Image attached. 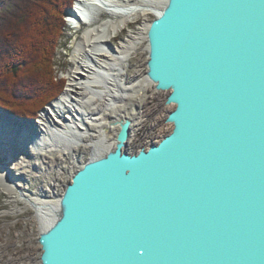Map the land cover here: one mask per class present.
Here are the masks:
<instances>
[{
  "label": "water",
  "instance_id": "95a60500",
  "mask_svg": "<svg viewBox=\"0 0 264 264\" xmlns=\"http://www.w3.org/2000/svg\"><path fill=\"white\" fill-rule=\"evenodd\" d=\"M148 40L172 131L75 174L41 264H264V0H170Z\"/></svg>",
  "mask_w": 264,
  "mask_h": 264
},
{
  "label": "bare ground",
  "instance_id": "6f19581e",
  "mask_svg": "<svg viewBox=\"0 0 264 264\" xmlns=\"http://www.w3.org/2000/svg\"><path fill=\"white\" fill-rule=\"evenodd\" d=\"M169 1L75 0L76 8L68 16L76 32L70 55L73 66L62 94L35 119H19L9 110H0V193L7 194L17 207L23 204L26 210L33 209L41 234L59 220L64 197L49 201L53 184L33 197L26 193L24 182L29 181V173L34 174L33 168L42 171L47 165L48 170L53 169L50 165L53 152L65 158L73 157L81 170L131 143L134 127L141 122L136 119L135 123L121 106L146 87L160 90L148 73L145 85H132L126 79L127 69L135 51L148 39L155 21L149 20L150 15L158 19ZM103 13L111 18L98 22V16ZM137 20L142 21L138 29L129 30L120 45H114L113 38ZM82 23L86 28L79 33ZM126 121L131 122L133 130L127 142L121 144L118 130ZM83 152L90 156L85 164L80 162Z\"/></svg>",
  "mask_w": 264,
  "mask_h": 264
},
{
  "label": "rangeland",
  "instance_id": "374dc122",
  "mask_svg": "<svg viewBox=\"0 0 264 264\" xmlns=\"http://www.w3.org/2000/svg\"><path fill=\"white\" fill-rule=\"evenodd\" d=\"M75 8L76 2L73 0L72 7L68 10L64 19L66 38L63 40V44L65 45L59 46L55 50L56 57L53 60V63L55 62V81L64 82L63 90L68 83V74L73 66L70 55L72 53L71 45L75 39L76 32L70 25L68 16ZM109 18H111L109 14L103 13L98 16L97 21L103 22ZM149 20L154 21L156 17L150 15ZM141 23V20L132 22L113 38L112 43L120 45L121 39L127 37L129 30L132 32L136 31ZM85 28V24L82 23L78 32L81 33ZM149 56L150 47L147 39L135 51L130 61V68L127 69L129 77H126V79L132 85L138 83L145 85L144 80L148 73ZM17 71L18 68L15 69V74ZM139 93L134 94L121 106V110L127 113L134 122L136 119L141 122V124L139 123V125L134 127L131 143L123 149L130 154H137L142 149H148L152 144H158L173 128L171 124L166 122L169 113L174 110V105L166 104V99L170 92L157 91L156 88L146 87L144 92ZM47 105L38 111L37 116ZM19 117L23 118L22 116ZM132 130L133 128L131 127V132ZM60 155L58 152L50 154L52 163L50 165L53 166L54 170H48L47 165L46 167L44 166L42 171L36 168H33V171L31 170L34 174L29 173V181L24 182L28 188V191H26L28 195L36 197V195H40L42 190L48 189V184H53L55 188L49 193V201L56 202L64 197L67 186L80 170L81 165H77L73 161V157L65 158ZM82 156L83 159L81 158L80 162L87 163L90 159L88 153L83 152ZM16 207L17 205L9 200L7 194L0 193V264H41L42 250L39 238L42 234L39 229V223L35 218V212L33 209L26 210L23 204Z\"/></svg>",
  "mask_w": 264,
  "mask_h": 264
},
{
  "label": "trees",
  "instance_id": "16d2710c",
  "mask_svg": "<svg viewBox=\"0 0 264 264\" xmlns=\"http://www.w3.org/2000/svg\"><path fill=\"white\" fill-rule=\"evenodd\" d=\"M73 0H0V107L23 118L61 94L56 49L64 46ZM18 68L15 74V69Z\"/></svg>",
  "mask_w": 264,
  "mask_h": 264
},
{
  "label": "snow or ice",
  "instance_id": "6c2138e0",
  "mask_svg": "<svg viewBox=\"0 0 264 264\" xmlns=\"http://www.w3.org/2000/svg\"><path fill=\"white\" fill-rule=\"evenodd\" d=\"M141 248H143V247H139V248H136V249H135V252H136L137 255H140V254H141V252H140V249H141ZM144 249H145V252L148 251L146 248H144Z\"/></svg>",
  "mask_w": 264,
  "mask_h": 264
}]
</instances>
